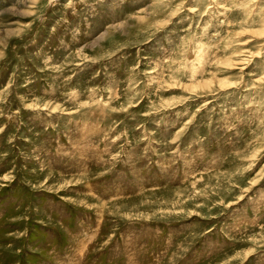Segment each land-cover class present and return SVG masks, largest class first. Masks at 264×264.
Returning a JSON list of instances; mask_svg holds the SVG:
<instances>
[{"label":"rangeland","instance_id":"1","mask_svg":"<svg viewBox=\"0 0 264 264\" xmlns=\"http://www.w3.org/2000/svg\"><path fill=\"white\" fill-rule=\"evenodd\" d=\"M0 264H264V0H0Z\"/></svg>","mask_w":264,"mask_h":264},{"label":"bare ground","instance_id":"2","mask_svg":"<svg viewBox=\"0 0 264 264\" xmlns=\"http://www.w3.org/2000/svg\"><path fill=\"white\" fill-rule=\"evenodd\" d=\"M52 1H55V0H52Z\"/></svg>","mask_w":264,"mask_h":264}]
</instances>
